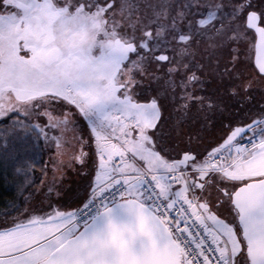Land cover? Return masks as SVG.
<instances>
[{"label":"snow or ice","instance_id":"obj_1","mask_svg":"<svg viewBox=\"0 0 264 264\" xmlns=\"http://www.w3.org/2000/svg\"><path fill=\"white\" fill-rule=\"evenodd\" d=\"M0 182V264H264V0H0Z\"/></svg>","mask_w":264,"mask_h":264},{"label":"rangeland","instance_id":"obj_2","mask_svg":"<svg viewBox=\"0 0 264 264\" xmlns=\"http://www.w3.org/2000/svg\"><path fill=\"white\" fill-rule=\"evenodd\" d=\"M67 140H68V143L70 144V148L66 149L64 148V156H63V159L65 161H67V159H71L72 155L77 151L78 149V145L75 143V141L73 140V136H72V133L69 132L68 135H67ZM67 150V151H66ZM72 173L71 171L69 172V177H68V184L71 186L72 183L76 182V183H79V184H83V181H80L78 177H74V179L72 178ZM52 178V174L50 173L48 178L47 179H51ZM80 181V182H79ZM78 185V184H77ZM77 185H75L73 187V189H75L77 187Z\"/></svg>","mask_w":264,"mask_h":264},{"label":"trees","instance_id":"obj_3","mask_svg":"<svg viewBox=\"0 0 264 264\" xmlns=\"http://www.w3.org/2000/svg\"><path fill=\"white\" fill-rule=\"evenodd\" d=\"M43 159L46 161L47 155L43 157ZM37 177H39V169H37ZM75 174H72V178L74 179ZM39 182V180L37 181ZM80 182V181H79ZM17 193L14 191L13 187L9 185H5L4 183L0 182V201H3L5 199L11 200L14 196H16Z\"/></svg>","mask_w":264,"mask_h":264},{"label":"crops","instance_id":"obj_4","mask_svg":"<svg viewBox=\"0 0 264 264\" xmlns=\"http://www.w3.org/2000/svg\"><path fill=\"white\" fill-rule=\"evenodd\" d=\"M64 148H66V149H68V148H70V144L69 143H67V145H65V147ZM67 151V150H66ZM47 158H48V156H47ZM69 159H67V161H68ZM50 174V173H49ZM39 176V175H38ZM49 176V175H48ZM48 178V177H47ZM77 184H79V183H76V182H74V183H72L71 184V187L73 188L75 185H77Z\"/></svg>","mask_w":264,"mask_h":264}]
</instances>
